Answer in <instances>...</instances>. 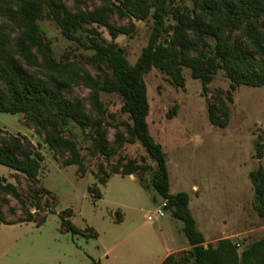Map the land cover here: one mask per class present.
<instances>
[{
    "label": "rangeland",
    "instance_id": "374dc122",
    "mask_svg": "<svg viewBox=\"0 0 264 264\" xmlns=\"http://www.w3.org/2000/svg\"><path fill=\"white\" fill-rule=\"evenodd\" d=\"M62 1L73 11L100 6L114 8L120 4V0ZM174 8L190 10L193 1L167 0L164 27L175 23L169 13ZM1 20H6L5 26L15 35L17 26L8 23L5 17ZM110 20L128 28L129 33L119 34L112 40L106 27L85 23L75 32L74 39L66 38L49 17L47 4L44 15L37 21L51 55L65 67L61 74L69 80V95L81 98L91 114L98 116L115 151L108 158L98 154L91 132L68 122L63 132L72 136L80 150L84 169L80 176L76 165L62 167L43 135L23 114L0 112V127L27 138L43 155L36 183L1 164L0 175L17 187L32 212L34 207L29 194L34 187L43 186L55 197L54 201L47 195L41 198L45 209L48 199L47 211H50H39L46 214V221L39 226L33 222L0 224V264H91L89 256L101 264H149L159 252L151 237L153 232L159 235L162 229V234L173 238L175 246L187 241L181 221L171 216L164 205L166 201L150 187V168L154 167V162L143 146L138 141L115 144L116 130L125 132L124 125L130 122L121 111L119 95L100 91L101 112L94 110L90 103L91 91L83 77L87 73L91 77L102 74L93 60L92 41H114L123 49L127 62L134 64L147 45L154 25L151 13L144 19H136L112 12ZM168 38L163 32L161 40ZM181 73L183 86L176 85L158 68L151 67L144 73L149 133L165 153L170 193L188 194L190 210L204 237L212 240L211 243L229 237L241 251L264 237V217H259L252 208L254 195L249 177L259 166L264 169V86L241 84L231 93L229 101L226 98L229 79L222 71L216 72L206 91L202 90L200 80L191 76L188 67L183 66ZM217 91L226 98L229 108L225 127H217L208 119L206 103ZM258 150L262 152L261 158L256 157ZM129 159L144 160L149 168L129 175L111 174L106 183L99 186V199L94 192L87 191L88 186L97 185L99 165L107 171L113 164L120 165ZM139 178L144 185L139 183ZM66 208L72 210L70 220L74 225L81 229L93 227L99 237L86 239L62 230L58 215ZM157 209L164 211L162 217L157 216ZM114 213L117 216L136 214L138 220L133 224L127 220L119 224L115 222ZM147 215L153 220H147ZM133 227L138 230L132 231Z\"/></svg>",
    "mask_w": 264,
    "mask_h": 264
},
{
    "label": "trees",
    "instance_id": "16d2710c",
    "mask_svg": "<svg viewBox=\"0 0 264 264\" xmlns=\"http://www.w3.org/2000/svg\"><path fill=\"white\" fill-rule=\"evenodd\" d=\"M166 1L120 0L114 8L100 6L93 10L73 11L62 0H0V112L23 114L26 121L43 135L44 142L62 167L76 165L82 176L80 150L72 136L64 134V125L71 122L82 130L88 129L95 151L106 158L115 150L98 116L91 114L81 98L69 95V80L61 74L65 67L51 55L37 21L44 15L47 4L49 17L66 38L74 39L75 32L85 23H96L106 27L113 40L130 30L114 24L110 20L112 12L136 19H144L151 13L153 30L135 63L127 62L123 49L114 41L94 40L90 45L94 51L93 60L102 74L91 77L87 73L83 81L91 91L89 100L97 112L102 110L100 91L119 95L121 111L127 114L130 122L125 123V132L116 130L115 144L138 141L143 146L154 162V167L150 168V187L166 201L165 207L171 216L182 223L190 247L168 254L160 264H264V237L244 246L241 251L229 237L205 245V237L190 210L188 194L183 191L170 193L165 153L149 133L146 122L149 105L143 79L144 73L155 67L167 73L176 85L183 86L181 70L185 66L206 91L216 72L222 71L229 79L226 96L229 101L231 93L241 84L264 86V0H192L190 10L172 9L169 13L175 23L164 27ZM1 17L17 26L15 35L10 34L6 20L3 22ZM163 32L167 33V40H161ZM226 98L217 91L206 103L208 119L217 127H225L229 121ZM256 157H262L260 150ZM42 161L43 155L27 138L10 134L0 127L1 165L36 183ZM143 161L129 159L120 165L113 164L107 171L99 165L95 178L98 186H88L87 191L94 192L95 198L99 199V186L105 184L111 174L143 172L149 168ZM249 177L254 195L252 208L259 217H264V169L259 166L249 173ZM139 183L144 185L142 178ZM29 195L33 212L17 187L0 175V224H43L45 213L50 210L47 211L48 199L45 209L41 198L47 195L54 201L55 197L43 186L34 187ZM39 211L46 212L40 214ZM114 214L115 222H121V213ZM71 216L69 208L59 213L62 230L86 239L98 237L93 227L81 229L74 225ZM89 258L91 264H101L99 260Z\"/></svg>",
    "mask_w": 264,
    "mask_h": 264
},
{
    "label": "crops",
    "instance_id": "0c3cea01",
    "mask_svg": "<svg viewBox=\"0 0 264 264\" xmlns=\"http://www.w3.org/2000/svg\"><path fill=\"white\" fill-rule=\"evenodd\" d=\"M162 217V216H159ZM136 219L138 220V218L136 217V214H122V220L121 222H119V224L123 223L124 221H129V223L133 224L134 221H136ZM148 220V219H147ZM161 228V227H160ZM133 230H138L136 227H133ZM160 234H154V232L151 234L152 240L154 241V243L157 245V247L159 248V252L158 254L155 256L154 260L152 262H150L149 264H160V262L170 253H174V252H179L182 250H187L190 246L188 245L187 241H183L181 245H174V240L173 238H169V236H167L166 234H162V229H159ZM99 237V234H98ZM205 245L208 242H212V240L210 239H206L205 238Z\"/></svg>",
    "mask_w": 264,
    "mask_h": 264
},
{
    "label": "built area",
    "instance_id": "2783aa9c",
    "mask_svg": "<svg viewBox=\"0 0 264 264\" xmlns=\"http://www.w3.org/2000/svg\"><path fill=\"white\" fill-rule=\"evenodd\" d=\"M164 205H165V204H164ZM156 213H157V216H162V215H164V211L161 210V209H157V210H156ZM147 219H148L149 221H152V220H153V217H152L151 215H147Z\"/></svg>",
    "mask_w": 264,
    "mask_h": 264
}]
</instances>
